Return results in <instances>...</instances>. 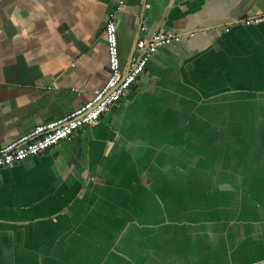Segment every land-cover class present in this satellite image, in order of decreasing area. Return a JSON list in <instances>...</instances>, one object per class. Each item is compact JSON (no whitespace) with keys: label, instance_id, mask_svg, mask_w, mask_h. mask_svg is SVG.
Here are the masks:
<instances>
[{"label":"crops","instance_id":"1","mask_svg":"<svg viewBox=\"0 0 264 264\" xmlns=\"http://www.w3.org/2000/svg\"><path fill=\"white\" fill-rule=\"evenodd\" d=\"M116 2L0 0V149L106 85ZM116 17L125 73L139 39L181 40L98 123L0 170V264H264V0Z\"/></svg>","mask_w":264,"mask_h":264},{"label":"built area","instance_id":"2","mask_svg":"<svg viewBox=\"0 0 264 264\" xmlns=\"http://www.w3.org/2000/svg\"><path fill=\"white\" fill-rule=\"evenodd\" d=\"M128 0H117L115 10L110 13L106 23V40L109 59V79L106 85L94 93L93 99L60 121L38 125L30 134L20 137L0 149V170L37 157L72 138L76 132L94 125L118 105L123 97L138 84L145 74L148 64L160 49L179 42L181 37L172 33H157L150 39H139L141 50L133 59L128 73L122 68L119 38L117 32V13ZM264 22V17L248 20L246 24ZM145 31V28L143 29Z\"/></svg>","mask_w":264,"mask_h":264},{"label":"water","instance_id":"3","mask_svg":"<svg viewBox=\"0 0 264 264\" xmlns=\"http://www.w3.org/2000/svg\"><path fill=\"white\" fill-rule=\"evenodd\" d=\"M133 59H134V55L131 57V61H130V64H129V67H128V70L126 71V73L129 72L130 67H131V65H132V62H133Z\"/></svg>","mask_w":264,"mask_h":264}]
</instances>
